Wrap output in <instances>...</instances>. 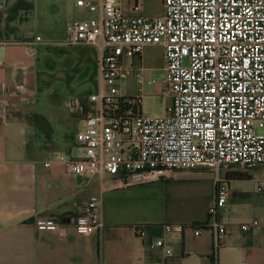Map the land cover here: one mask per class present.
<instances>
[{"label":"built area","instance_id":"2783aa9c","mask_svg":"<svg viewBox=\"0 0 264 264\" xmlns=\"http://www.w3.org/2000/svg\"><path fill=\"white\" fill-rule=\"evenodd\" d=\"M74 6L91 16L66 22V41L97 48L99 82L86 97L88 108L78 99L68 103L83 121L73 135L79 152L58 153L53 161L74 175L108 177L122 187L167 179L177 169H207L214 186L207 213L215 215L229 194L224 173L264 165V0H161L155 16L125 13L118 0H74ZM155 45L162 49V94L169 99L160 115L142 112V95H128L121 84L132 72L142 75L141 52ZM24 52L31 54L29 47ZM0 67L21 75L6 95L28 101V65L11 60ZM6 107L0 99V109ZM252 181L264 195V176ZM101 225V198L90 195L72 219L73 230L89 235ZM56 227L52 220L36 221L37 229ZM258 227L264 230L257 219L239 225L243 232ZM186 228L193 235L208 230L213 254L227 232L215 218L196 227L162 225L172 237ZM133 232L141 239L145 227L135 225ZM147 245L162 247V240Z\"/></svg>","mask_w":264,"mask_h":264},{"label":"crops","instance_id":"0c3cea01","mask_svg":"<svg viewBox=\"0 0 264 264\" xmlns=\"http://www.w3.org/2000/svg\"><path fill=\"white\" fill-rule=\"evenodd\" d=\"M118 1L125 13H143L140 0ZM134 3L138 7L132 10ZM84 16L91 14L76 8L74 0H0V61L26 63L24 80L33 91L26 102L8 97L6 88L21 75L0 67V99L7 101L0 109V264H264V230L239 228L251 219L264 223V195L238 180L264 176V165L252 173H224L228 198L209 215L214 186L207 169H177L167 179L122 187L108 177L74 175L53 161L58 153L79 152L71 148L81 128L69 129L71 121L59 109L83 124L68 103L78 99L88 108L86 97L98 87L97 48L66 41L65 23ZM41 122L50 127V137L60 139L45 152L27 146L29 135L43 131ZM90 195L101 198L102 225L81 235L72 219ZM213 218L227 228L215 254L208 230L193 235L186 228L179 237L162 231L163 224L196 227ZM39 220H52L57 227L37 229ZM135 225L145 227L143 238L135 236ZM157 238L162 247L147 245Z\"/></svg>","mask_w":264,"mask_h":264},{"label":"rangeland","instance_id":"374dc122","mask_svg":"<svg viewBox=\"0 0 264 264\" xmlns=\"http://www.w3.org/2000/svg\"><path fill=\"white\" fill-rule=\"evenodd\" d=\"M140 7L143 8V14L148 16H155L161 13V0H140ZM85 17V16H84ZM141 64L144 67V71L141 76L136 75L135 72H132L127 76L126 79L122 81V87L126 90L128 95H134L140 93L141 101L140 107L141 111L148 114L160 115L162 114V108L164 103H168L169 99L164 97L162 94V83H161V65H162V49L159 46H147L143 48L141 52ZM141 80V83H137ZM60 113L71 121L72 130L80 129L82 123L78 119L73 118L68 115L65 109L60 108ZM39 127L43 131H36L32 135H29L27 139V146L35 147L40 152H45L55 148L56 142H59V138L55 139L50 137L46 130H50V127L44 125L42 122L38 123ZM259 132V131H258ZM67 134H71L70 130ZM69 140L72 141V134L69 137ZM76 147L71 148V153L76 151ZM67 154V151H65ZM231 169L239 171H247L252 173L254 169H239L233 167ZM251 178H242L238 179L242 181L246 187H249L252 191L253 181Z\"/></svg>","mask_w":264,"mask_h":264},{"label":"trees","instance_id":"16d2710c","mask_svg":"<svg viewBox=\"0 0 264 264\" xmlns=\"http://www.w3.org/2000/svg\"><path fill=\"white\" fill-rule=\"evenodd\" d=\"M241 174V173H240ZM242 175H239V177H241Z\"/></svg>","mask_w":264,"mask_h":264}]
</instances>
